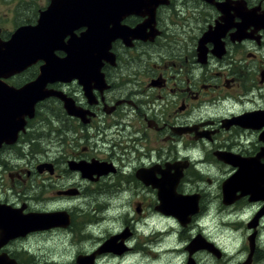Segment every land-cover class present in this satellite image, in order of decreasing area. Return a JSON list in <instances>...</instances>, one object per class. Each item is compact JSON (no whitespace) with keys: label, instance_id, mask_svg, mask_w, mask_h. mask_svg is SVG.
<instances>
[{"label":"flooded vegetation","instance_id":"af4514ba","mask_svg":"<svg viewBox=\"0 0 264 264\" xmlns=\"http://www.w3.org/2000/svg\"><path fill=\"white\" fill-rule=\"evenodd\" d=\"M126 1L97 3L100 29L130 33L100 57V82L46 83L53 96L0 143V205L66 215L1 240V263L63 264L60 244L75 249L70 264L95 252L94 264H186L194 241V264H264V0H161L154 25L153 1ZM52 2L0 0V44ZM74 27L63 45L86 31ZM43 63L0 81L20 89Z\"/></svg>","mask_w":264,"mask_h":264},{"label":"water","instance_id":"95a60500","mask_svg":"<svg viewBox=\"0 0 264 264\" xmlns=\"http://www.w3.org/2000/svg\"><path fill=\"white\" fill-rule=\"evenodd\" d=\"M79 1V3L77 2L79 5H73L69 8L67 4L69 5L72 1L53 0L49 9L41 15L39 24L36 27H22L12 35L8 42L0 44V73H3L6 68H10L8 72L6 71V74L9 72H19L38 60L44 62L40 68L38 78L20 89L9 87L0 81V143H8L10 139L15 137L17 132L12 134V131L17 128L22 129L23 122L17 127L14 126L16 125L15 116L26 114L27 111L32 112L35 102L53 96V92L44 90L46 83L55 81L68 82L72 79H77L79 84L84 88V91L86 93L89 92L90 88L85 84L88 79H91L90 81L100 82V57L103 56L106 58V55L109 56L110 42L116 38H121L124 41L129 39L130 33L123 31V29L119 31L113 29L116 32H108L107 30H103L104 28L100 29V12L97 10L99 0ZM87 1L90 8L93 6V9H96L86 11ZM151 1H153L152 5L148 7L150 10L149 14H151L149 18L151 17V24L154 25L155 9L162 1ZM134 2V0L126 1L128 4ZM136 2H139V0H136ZM62 3L63 5L59 6ZM42 22L45 25L41 26ZM49 24L52 26H49ZM83 25L86 26V31L79 38L72 37L67 44H62V37L68 34L71 35V30L76 28L74 26ZM142 26L140 25L134 31L132 30L136 38H138L137 33L144 30ZM60 30H62V36L60 35ZM54 49L64 50L66 57L55 61L53 59ZM102 52L104 54L100 56ZM74 67L76 70L72 69ZM4 77L6 76L0 74V78ZM238 164H240V168L243 167L242 162H238ZM241 169L243 171L239 170L238 173L240 177L243 175L245 168ZM237 182L242 184L241 179ZM164 193L161 192V195ZM233 193L224 185V199H230L225 201L231 203L233 201L231 198ZM65 216L64 213H31L22 215L20 211H14L7 206L0 205V241L3 240L6 242L16 237L25 236L27 233L35 231L39 227H55L60 224L54 219ZM64 223L67 224V219ZM189 249L191 250L189 251V258L186 264H194L191 258V255L197 249L195 248L194 241L189 245ZM207 249L211 250L212 248L208 247ZM98 254L99 252H95L90 256H79L77 257L76 263L94 264V259ZM0 264L6 263L4 261L1 263L0 261ZM8 264H15V262L9 259Z\"/></svg>","mask_w":264,"mask_h":264},{"label":"rangeland","instance_id":"374dc122","mask_svg":"<svg viewBox=\"0 0 264 264\" xmlns=\"http://www.w3.org/2000/svg\"><path fill=\"white\" fill-rule=\"evenodd\" d=\"M27 202L30 204L32 209L41 208L38 205H36L34 202H29V201H27ZM93 215H95V214H93ZM56 242H58V240H56ZM63 242H64V244L66 246H68L66 240H63ZM55 246H56V249L54 247L52 248V250H53V252H52L53 259L60 260V261H62L63 264H70V263H72L75 260V257H74L75 249L74 248H72V249L71 248H66V252L62 253L63 250L65 249V247L61 246L60 244H57ZM39 259H40V257H39ZM143 259L144 260H138V264H148L149 258L147 256H143ZM130 262H131V264H134L133 260H131Z\"/></svg>","mask_w":264,"mask_h":264}]
</instances>
